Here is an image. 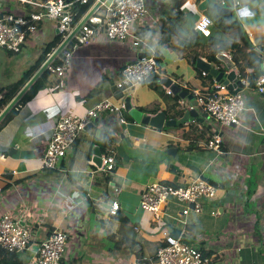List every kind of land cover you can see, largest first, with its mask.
<instances>
[{
    "label": "crops",
    "instance_id": "0c3cea01",
    "mask_svg": "<svg viewBox=\"0 0 264 264\" xmlns=\"http://www.w3.org/2000/svg\"><path fill=\"white\" fill-rule=\"evenodd\" d=\"M246 1L251 15L238 19L241 33L211 11L215 19L209 17L213 23L209 37L240 45L246 42L258 53L264 49V0ZM196 3L181 6L182 23L171 20L176 26L171 31V45L156 47V53L163 57V72L157 71L160 81L170 79L182 90L192 91L196 97L191 102L180 100L174 108L160 81L158 91L143 83L124 91L116 87L123 67L137 60L138 53L150 51L156 36L163 37L160 28L171 2L148 0L150 13L145 24L135 25L136 31L131 28L134 37L149 40L144 47L131 46V39L120 43L101 36L96 43L72 48L60 78L62 85L52 73L50 86L18 105L16 114L4 124L5 118L1 121L0 218L9 214L32 235L28 249L17 253L18 258L29 262L38 245L55 229H61L67 235L61 264H134L152 259L162 240L161 232L174 228L181 231L184 241L207 252L210 264H264V98L249 85L247 48L243 56L236 55L245 69V77H239L244 84L239 93L245 104L239 125L221 127L199 105L194 108L200 121L161 130L126 122L122 111L120 118L103 112L97 123L82 130L55 170L42 169L51 130L64 114L84 115L106 99L119 106L129 97L132 108L158 107L166 120L180 124L179 110L187 111L198 95L214 91L217 82L204 78L191 64L194 53L206 61L209 37L197 34L194 49L182 50L177 45V40L188 39L194 31L201 14L195 12ZM24 8L14 0L0 1V11L20 14ZM96 14L102 18L105 10L101 7ZM59 40L61 43L54 24L43 21L18 54L0 48V92L30 71L46 49L51 47L53 53ZM225 54L231 58L230 53ZM235 68L239 70V66ZM216 133L222 139V155L206 146ZM95 149L102 156L114 157V171L98 170L93 163ZM169 149L175 151L167 154ZM108 176L110 181H106ZM197 178L218 187L213 199L202 201L201 212L190 210L181 215L185 206L170 200L161 220L155 221L151 213L139 208L140 194L150 183L184 187ZM114 187L121 189L115 217L109 215ZM117 242L124 244L116 247ZM4 253L0 250V264L12 261Z\"/></svg>",
    "mask_w": 264,
    "mask_h": 264
},
{
    "label": "built area",
    "instance_id": "2783aa9c",
    "mask_svg": "<svg viewBox=\"0 0 264 264\" xmlns=\"http://www.w3.org/2000/svg\"><path fill=\"white\" fill-rule=\"evenodd\" d=\"M22 4L23 13L6 12L0 14V48L8 52L18 54L27 42V38L34 34L37 25L43 21L54 24L61 42L73 30L74 13L71 11L75 4L86 5L93 0H14ZM97 1V0H94ZM184 3L200 0H183ZM232 3L234 0H230ZM225 5V1L221 2ZM105 10L102 18L95 14L90 17L74 36L77 46H87L99 41L103 36L110 42H129L131 46H142L140 39L131 34V26L134 23L140 26L145 24V19L150 13L148 0H107L101 6ZM82 20V19H81ZM89 23L95 26H89ZM212 20L205 14H200L195 23L194 30L198 35L209 37ZM71 42V41H70ZM69 42V43H70ZM68 43V44H69ZM67 47V46H66ZM51 55V54H50ZM50 55L43 56L45 61ZM71 53L64 54L62 64L52 70V73L60 79L69 63ZM44 61V62H45ZM159 67L153 54L141 60H135L126 64L121 77L116 84L117 89L124 91L135 85L143 83L151 74L157 73ZM203 74V73H202ZM203 76H205L203 74ZM59 84L62 85L60 79ZM256 92H264V72L258 77ZM167 94L170 91L167 89ZM197 106L221 127L230 128L240 124V118L245 110V104L241 93L232 92L228 86L217 83L212 95H198ZM124 110V105H114L110 99L98 102L84 115L64 114L54 124L46 149L41 159L42 169L55 170L70 151L85 125L98 119L103 112L118 115ZM207 148L216 155H222L221 136L216 133L206 144ZM116 162L113 156L101 157L100 171L112 172ZM218 187L201 178L192 180L187 186L164 185L160 182H152L147 185L139 197V208L152 214L155 221H160L166 206L170 200L182 204L184 209L181 215H187L190 210L201 212L202 201L211 200L216 196ZM113 197L109 206V215L114 216L119 210L118 197L121 189L113 188ZM169 229L161 232L162 240L156 249L152 259L147 261H135L134 264H209V257L198 247L185 244L181 236L174 239L170 236ZM32 242V235L28 229L18 221L13 220L9 214L0 218V250L8 254H17L26 251ZM67 245V235L64 230L55 229L37 247L31 260L25 264H61Z\"/></svg>",
    "mask_w": 264,
    "mask_h": 264
},
{
    "label": "trees",
    "instance_id": "16d2710c",
    "mask_svg": "<svg viewBox=\"0 0 264 264\" xmlns=\"http://www.w3.org/2000/svg\"><path fill=\"white\" fill-rule=\"evenodd\" d=\"M2 1V0H0ZM5 1V0H3ZM41 1H47V0H41ZM217 2L221 3L222 1H225V4H230L231 1L229 0H216ZM171 5L170 8L167 11V17L166 20L163 22L161 28H160V34L163 36L162 39L160 40V45L164 46V47H168L171 45V40H172V34L171 31L173 29H175V23H182L184 21V14L181 11V6L184 4L183 0H170ZM95 1H90L88 4L86 5H79V4H75L73 6V8L71 9V11L74 13V17H73V23L72 26L75 27L79 21L87 14V12L90 10V8L94 5ZM6 12H11L10 10H5V11H0V14H4ZM174 19L175 23L171 22V20ZM227 26L230 28H236V33H241V28L240 26H238L239 23L234 22V21H226ZM89 26H95V24L93 23H89ZM198 34L197 31H193V33L191 34V36L188 39H181V40H177V45L182 47L183 50L184 49H194L196 47V45L194 44L195 42V38L197 37L196 35ZM209 45H210V51L208 54H206L204 56V58L206 59L207 62L211 63V65L217 66L219 69H223L222 64L216 59V56L218 54H225V53H230L231 54V60L234 62V64L236 66H239V74H240V78H244L245 77V69L244 67H240V60L239 58L236 56L237 54L239 56H243V49L247 48L249 49V52L247 54H245V56L248 59L247 62V67L250 70L249 73V85L256 90V83L258 78L256 77V73L259 71V66L260 63L262 62V57L259 55V53H257L256 51L252 50V46L248 43H244L242 45H240L238 42L236 41H230V40H222L216 37H209L208 39ZM60 43V40L58 42V44ZM75 43V39H72L71 42L67 45V47L59 54V56L51 63V67L49 69H46L41 75L40 77L33 83V85L29 88V90L24 94V96L21 98V100L18 102V104L15 106V108H13L5 117V119L2 121L3 124L9 120L10 118H12L15 114H16V108H18V105H22L26 102H28L31 98H33L40 90L45 89L46 87L50 86V77L52 75V70L57 67L58 65L62 64V60L64 57V54L67 51H70L73 47ZM51 44V43H50ZM260 52L264 53V49L261 48L259 49ZM11 53V52H10ZM49 53H52V48L49 47L48 49H46V51L44 52L43 56L48 55ZM14 55V53H11ZM41 56L38 61L36 62L35 66L28 71L26 74H24L17 82L16 84L13 85H9L7 86L5 89H3L0 93V112L9 104V102L15 97V95L19 92V90L29 81V79L34 75V73L41 67V65L44 63L45 59L44 57ZM201 55H199L198 53H194V55L191 58V64L195 65L196 60L200 57ZM153 57L155 58L158 67L160 69L161 72H163V70H161V63L163 62V57L160 55V53H154ZM202 57V56H201ZM158 69V70H159ZM199 74L201 75L202 73L199 72ZM203 76V75H202ZM204 78L207 79H212L208 76H203ZM161 76L158 73H153L151 74L144 82L143 84L148 85V87H150L151 89H154L155 91L157 90V85L160 81ZM56 83V82H55ZM232 92H234L233 90H231ZM190 95H192L193 97H196L195 94L192 91H188ZM160 93V92H159ZM213 91L208 92L206 95H212ZM160 95H163L160 93ZM171 95L173 104L172 106L175 108L177 107L178 102L180 101V99L175 95ZM139 111H141L143 114H147V113H151V114H156L159 112V108L158 107H154L152 109H144V108H138ZM123 113V117L122 119L124 121H128L133 123L132 118L127 114L126 111H122ZM184 111L179 110L178 112V118L183 117ZM184 123H180L177 124V126L175 127H180L182 126ZM171 129V128H168ZM77 141V140H76ZM75 141V142H76ZM75 144V143H74ZM108 178V179H107ZM110 181V177H106V181ZM105 181V182H106ZM116 215H114L115 217ZM124 243L121 242H117L116 243V247H121ZM199 248V247H198ZM200 251H202L205 255H207L209 257V255L207 254V252L203 251L202 248H199ZM24 252V251H23ZM6 256H8L12 261L10 263L6 264H25L26 262L24 261V259L22 258H18L16 254H8V253H4ZM210 264V263H209Z\"/></svg>",
    "mask_w": 264,
    "mask_h": 264
},
{
    "label": "water",
    "instance_id": "95a60500",
    "mask_svg": "<svg viewBox=\"0 0 264 264\" xmlns=\"http://www.w3.org/2000/svg\"><path fill=\"white\" fill-rule=\"evenodd\" d=\"M107 0H97L94 5L90 8L87 14L79 21V23L73 28L70 34L58 45V47L53 51L49 58L41 65V67L35 72V74L29 79V81L21 88V90L15 95V97L9 102V104L0 112V123L7 116V114L14 108V106L19 102L23 95L29 90L33 83L40 77V75L50 68L51 63L59 56V54L66 48L68 43L74 38L78 33L81 26L88 21L90 17H93L97 11L101 8ZM230 1V0H229ZM246 0L238 1L237 5H234L230 2L229 7H222L215 0H202L198 4L199 11L211 10L215 12L220 17L228 20L237 22L239 18L250 16L251 13L248 10ZM259 55L264 59V53L258 52ZM151 55L150 51L140 52L137 54V60H141ZM216 59L222 64L223 69L218 67H212L211 63L198 58L195 63V67L201 71L204 75L214 79L215 82L228 86L230 90H233L234 93L240 92L244 88V84L241 79H239L240 74L235 68L234 62L226 54H218ZM264 72V61L260 63L259 71L256 73V77H260ZM161 85L164 88H167L172 95H176L180 100H187L191 102L193 96L190 95L187 91L182 90L179 86L173 83L170 79H162L160 81ZM260 97L264 98V92L259 94ZM124 110L128 115L133 119L135 123L142 124L145 126L152 127L156 130H161L164 127L172 128L175 127L177 122L175 120H166V115L164 112L159 111L154 115H144L142 112L138 111L135 108H132L130 103V98L126 97L123 102ZM197 106L196 102H193V106L185 111L183 117L179 120V123L192 122L193 120L198 119V113L195 108ZM98 122V119H94L92 122H89L85 125L84 129H87L90 126H93ZM95 156L93 158V163L98 169H101V153L98 149H95ZM174 149H169L166 151L167 154L173 153ZM69 152V151H68ZM66 153L65 157H67ZM170 236L174 239H178L181 236V231L178 229L172 228L170 231ZM185 244H189L188 241H184Z\"/></svg>",
    "mask_w": 264,
    "mask_h": 264
},
{
    "label": "rangeland",
    "instance_id": "374dc122",
    "mask_svg": "<svg viewBox=\"0 0 264 264\" xmlns=\"http://www.w3.org/2000/svg\"><path fill=\"white\" fill-rule=\"evenodd\" d=\"M250 1H252V0H250ZM12 4V3H11ZM195 12L197 13V14H206L208 17H210L211 19H215V17L213 16V14H212V12H211V10H207V11H199L198 10V6H196L195 5ZM135 25H137V23H134L132 26H131V28H132V30L133 31H136L137 29H136V27H135ZM159 41H160V36H156L155 37V39H153L152 40V42L150 43V46H149V50L151 51V53L152 54H154L153 52H156V50H157V48L156 47H158V44H159ZM143 44H142V47H144V45L145 44H147L148 42H149V40L146 38V37H144L143 38V41H141ZM183 50V49H182ZM165 66V65H164Z\"/></svg>",
    "mask_w": 264,
    "mask_h": 264
},
{
    "label": "clouds",
    "instance_id": "9594fccd",
    "mask_svg": "<svg viewBox=\"0 0 264 264\" xmlns=\"http://www.w3.org/2000/svg\"><path fill=\"white\" fill-rule=\"evenodd\" d=\"M96 2V1H95Z\"/></svg>",
    "mask_w": 264,
    "mask_h": 264
}]
</instances>
